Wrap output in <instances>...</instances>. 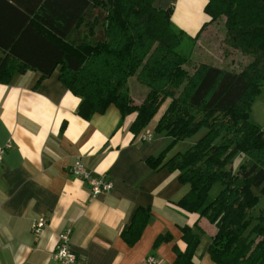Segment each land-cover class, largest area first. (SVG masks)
I'll use <instances>...</instances> for the list:
<instances>
[{"label":"trees","instance_id":"trees-1","mask_svg":"<svg viewBox=\"0 0 264 264\" xmlns=\"http://www.w3.org/2000/svg\"><path fill=\"white\" fill-rule=\"evenodd\" d=\"M10 2L0 0V10L11 17L0 21V84L25 70L40 72L39 82L58 67L59 81L80 99V118L88 120L113 105L122 116L134 114V135L167 101L153 128L171 138L164 151L205 128L193 146L162 165L177 171V181L188 186L176 205L198 212L213 226L207 253L214 263L264 264V204L259 205L264 199V132L249 121L250 105L264 88V0H205L207 24L222 21L227 45L248 61L238 72L201 63L191 74L184 68L190 58L179 48L185 38L195 43L200 31L186 36L171 25V8L156 9L153 0H78L79 14L57 13L51 0ZM24 40L27 46L19 44ZM36 42L44 44L39 47L50 58H23L38 50ZM131 78L146 89L140 102L127 93ZM235 155L243 163L233 173ZM163 156L145 163L155 169ZM215 182L221 190L203 205ZM146 219L142 212L134 215L126 231L129 241L139 236ZM180 232L185 247L172 264H192L199 236L186 225Z\"/></svg>","mask_w":264,"mask_h":264},{"label":"crops","instance_id":"crops-1","mask_svg":"<svg viewBox=\"0 0 264 264\" xmlns=\"http://www.w3.org/2000/svg\"><path fill=\"white\" fill-rule=\"evenodd\" d=\"M51 4L57 13L79 14L78 0ZM204 4L152 2L156 9L171 8V25L191 38L210 27ZM5 18L11 19L9 11L0 10V21ZM31 27L43 29L33 22ZM24 42L19 44H29ZM37 44L38 50L23 52V58L51 57L39 47L44 44ZM40 74L25 70L0 84V146L9 145L0 164V264H62L52 258V250L66 229L78 264H139L148 256L156 264H172L185 247L184 225L199 236L192 264H216L207 253L213 226L176 205L188 186L177 181V171L162 167L176 154L164 151L171 138L155 133L149 141L139 140L130 131L134 114L122 116L113 105L84 120L76 114L80 99L59 81L58 67L38 82ZM143 130L150 132L147 126ZM162 152L161 164L149 168L146 159ZM75 161L111 188L90 198L86 183L70 173ZM138 211L147 219L139 236L129 241L126 231ZM36 218L45 219L38 236L30 231ZM161 235L166 238L153 246Z\"/></svg>","mask_w":264,"mask_h":264},{"label":"rangeland","instance_id":"rangeland-1","mask_svg":"<svg viewBox=\"0 0 264 264\" xmlns=\"http://www.w3.org/2000/svg\"><path fill=\"white\" fill-rule=\"evenodd\" d=\"M179 51L189 56V62L184 66L186 71L191 74L193 68L201 63L218 67L227 71L238 72L247 63L246 56L233 51L226 43L224 38V28L222 21L212 23L209 28H205L195 43H192L187 38L182 42ZM127 93L135 101L140 102L146 93L145 87L139 85L133 78L127 82ZM167 101L164 102L161 107L164 108ZM160 107V109H162ZM159 111L149 121L147 127L151 134H155L154 125L159 116ZM251 112V116H250ZM249 121L255 124L264 132V88L260 89L258 96L250 105L249 109ZM205 134V128H200L190 136L173 143L168 149L174 150L176 154L184 153L188 148L193 146L203 135ZM219 137L214 138V142H217ZM174 152V153H175ZM243 163V158L239 155L233 156L231 160V170L233 173L239 170L240 165ZM221 190V185L218 182L213 183L208 191L203 205H207L211 202L215 196ZM264 204V199L259 201V205ZM198 213V212H194Z\"/></svg>","mask_w":264,"mask_h":264},{"label":"built area","instance_id":"built-area-1","mask_svg":"<svg viewBox=\"0 0 264 264\" xmlns=\"http://www.w3.org/2000/svg\"><path fill=\"white\" fill-rule=\"evenodd\" d=\"M138 138L141 141H149L151 139V133L143 130L138 134ZM8 147V143L0 146V164L2 163L4 152ZM70 173L73 177L79 178L81 181L86 183L89 188L90 198H94L111 188V184L108 181L91 177L79 161H75L71 165ZM44 224V218H36L35 220H32L30 224V231L34 236H38ZM52 258L62 264H78L70 246L68 229L58 233L57 242L52 250ZM139 264H156V258L154 256H148Z\"/></svg>","mask_w":264,"mask_h":264}]
</instances>
